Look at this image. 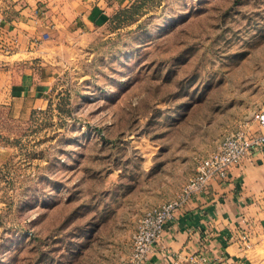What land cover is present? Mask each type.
Wrapping results in <instances>:
<instances>
[{
	"label": "rangeland",
	"instance_id": "rangeland-1",
	"mask_svg": "<svg viewBox=\"0 0 264 264\" xmlns=\"http://www.w3.org/2000/svg\"><path fill=\"white\" fill-rule=\"evenodd\" d=\"M263 106L264 0L112 12L44 106L0 111V264H118L143 213Z\"/></svg>",
	"mask_w": 264,
	"mask_h": 264
},
{
	"label": "crops",
	"instance_id": "crops-1",
	"mask_svg": "<svg viewBox=\"0 0 264 264\" xmlns=\"http://www.w3.org/2000/svg\"><path fill=\"white\" fill-rule=\"evenodd\" d=\"M132 1L0 0V111L19 118L44 106L62 59ZM198 253L207 260L197 264L264 261V151L231 164L226 179L212 178L179 207L143 264H190Z\"/></svg>",
	"mask_w": 264,
	"mask_h": 264
},
{
	"label": "built area",
	"instance_id": "built-area-1",
	"mask_svg": "<svg viewBox=\"0 0 264 264\" xmlns=\"http://www.w3.org/2000/svg\"><path fill=\"white\" fill-rule=\"evenodd\" d=\"M256 118L260 124L259 131L252 126L251 121L240 123L224 137L216 149L198 162L195 174L176 198L150 207L143 213L133 234L131 252L118 264L145 263L166 226L175 219L179 207L195 194L206 192L212 178L226 179L231 164L258 151H264V109ZM189 260L190 264H197L202 260L206 261L207 256L198 253L191 255Z\"/></svg>",
	"mask_w": 264,
	"mask_h": 264
}]
</instances>
